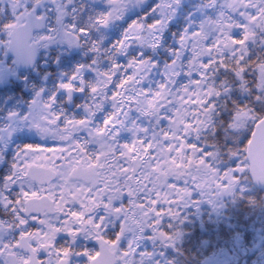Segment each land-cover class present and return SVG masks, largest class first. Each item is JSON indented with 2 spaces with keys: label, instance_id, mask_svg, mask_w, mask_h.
Returning a JSON list of instances; mask_svg holds the SVG:
<instances>
[{
  "label": "snow or ice",
  "instance_id": "obj_1",
  "mask_svg": "<svg viewBox=\"0 0 264 264\" xmlns=\"http://www.w3.org/2000/svg\"><path fill=\"white\" fill-rule=\"evenodd\" d=\"M0 34L89 54L0 126V264H158L182 207L264 185V0H0Z\"/></svg>",
  "mask_w": 264,
  "mask_h": 264
},
{
  "label": "trees",
  "instance_id": "obj_2",
  "mask_svg": "<svg viewBox=\"0 0 264 264\" xmlns=\"http://www.w3.org/2000/svg\"><path fill=\"white\" fill-rule=\"evenodd\" d=\"M60 49L47 50L49 65L46 68L38 65L33 71L20 75L24 78L23 85L32 83L34 90L40 92L41 84H56L60 76L71 75L77 67L71 69L69 66L66 70V64L75 61L78 65L88 61L82 54L83 49L65 47L63 55ZM56 63H60L61 68H57ZM23 85L20 81L10 82L7 89L0 90L1 98L12 94L15 99H24ZM62 106L70 115L77 114L75 109L68 111L64 103ZM4 115L0 112V116ZM25 138L14 140L10 151L20 146ZM182 186L183 181L178 182V187ZM241 188L245 191L224 196L215 206L201 202L194 209L191 205L182 207L181 222L173 221L172 231L180 233L174 246L162 247L159 243L145 240L141 244L142 249L155 253L152 258L158 264H264V191L255 189L251 183L242 184ZM193 197L201 199L197 193H193Z\"/></svg>",
  "mask_w": 264,
  "mask_h": 264
},
{
  "label": "rangeland",
  "instance_id": "obj_3",
  "mask_svg": "<svg viewBox=\"0 0 264 264\" xmlns=\"http://www.w3.org/2000/svg\"><path fill=\"white\" fill-rule=\"evenodd\" d=\"M60 49V54L63 55L65 53V46L63 45H50L47 49H43V56L42 59L43 61L40 63V68H44L47 64H48V54H47V50L48 49ZM82 54L89 59V54L87 53L86 49H83ZM0 57L4 59L5 55L3 53V51H0ZM61 62V61H60ZM71 67V69H74L75 66H77V63L75 61L70 62L69 64H66V70L68 67ZM0 71L6 75V81L2 84H0V86H2V89L5 90L7 89L9 86L5 87V84L7 82H9L11 79L12 81L15 82H21L22 85L24 83V78L21 77L20 75H22V73H17L11 69L5 64V60L0 62ZM66 77L64 76H60V80H58V83L55 85L53 82L46 84V86H44L43 84H41L40 87V91L43 90V95H44V99H47L50 95H57L59 93V83L64 80ZM92 77H89V79H91ZM24 90L26 92V96L24 99L19 100V99H15V97L12 94H8V96L6 98H0V111L5 114V115H10L12 113H16L19 116L23 117L25 115L28 114V112L31 110V106H32V101L34 100V98H36V94L37 92L34 90L33 86H31V83H29L27 86L26 84L23 85ZM53 89H56L55 91ZM8 92V91H7ZM7 100H9L7 102ZM62 99L59 98L57 100V107L58 108H62ZM63 109V108H62ZM69 115V114H68ZM72 116V115H70ZM5 117L2 116V118H0V126L4 125V119ZM18 137H26L25 140L28 141V139L33 140L34 142H40V138L39 136H37L34 132H21V133H17L16 136L13 138V141L15 139H17ZM200 197V196H199ZM201 198V197H200ZM191 208L194 209L196 207V204H190ZM189 205V206H190Z\"/></svg>",
  "mask_w": 264,
  "mask_h": 264
},
{
  "label": "flooded vegetation",
  "instance_id": "obj_4",
  "mask_svg": "<svg viewBox=\"0 0 264 264\" xmlns=\"http://www.w3.org/2000/svg\"><path fill=\"white\" fill-rule=\"evenodd\" d=\"M4 39H6V37L5 36H3L2 34H0V40H4ZM3 51V53H4V55H5V57H4V59L3 58H1L0 57V62H2V61H4L5 60V64L10 68V70L11 69H13L14 71H15V68H14V64H13V58H11V57H8L6 54H5V51L6 50H3V49H0V51ZM39 59H38V61L35 63V65H34V67L36 68V66H41L40 65V63L43 61L42 60V56H43V49H40L39 51ZM49 64H47L44 68H46L47 66H48ZM55 66L57 67V68H61V64L60 63H56L55 64ZM34 68V69H35ZM16 72V71H15ZM17 73H19V72H16V74ZM6 75L7 74H4V73H2L1 71H0V84H2V83H4L5 81H6ZM10 82H13L12 81V79L9 81V82H7L6 84H5V87L6 86H9V84H10ZM48 83H51V82H48ZM47 83V84H48ZM57 84V83H56ZM55 84V85H56ZM33 84L31 83V86H32ZM0 90H2V86H0ZM54 91L56 90V89H53ZM36 97V96H35ZM0 98H1V96H0ZM3 98V97H2ZM42 98H44V95H43V97ZM35 99V98H34ZM61 99L63 100V98L61 97ZM9 100H7V102H8ZM79 103H82V100H79ZM1 112V111H0ZM8 116L9 115H5V118L3 119V121L5 122L4 123V125L8 122ZM16 140V139H15Z\"/></svg>",
  "mask_w": 264,
  "mask_h": 264
},
{
  "label": "water",
  "instance_id": "obj_5",
  "mask_svg": "<svg viewBox=\"0 0 264 264\" xmlns=\"http://www.w3.org/2000/svg\"><path fill=\"white\" fill-rule=\"evenodd\" d=\"M7 56L13 58V64H14L15 71L19 72V73H25V72L33 70L35 63L39 59V53L38 52H37L34 60L31 63H27V64L16 61L15 56L12 54H7ZM79 95L80 94L78 93L77 96H79ZM251 184L255 189L260 190V191H264V185L254 184V183H251Z\"/></svg>",
  "mask_w": 264,
  "mask_h": 264
}]
</instances>
